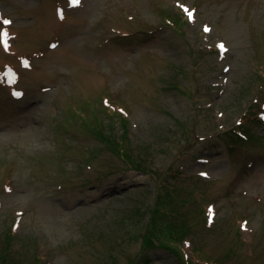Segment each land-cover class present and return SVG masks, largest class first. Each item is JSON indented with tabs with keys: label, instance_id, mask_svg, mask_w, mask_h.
<instances>
[{
	"label": "rangeland",
	"instance_id": "1",
	"mask_svg": "<svg viewBox=\"0 0 264 264\" xmlns=\"http://www.w3.org/2000/svg\"><path fill=\"white\" fill-rule=\"evenodd\" d=\"M3 31L8 262L207 264L190 248L143 249L164 184L153 171L177 188L166 196L186 211L189 247L264 264V0H0ZM100 126L118 139L126 129L142 163L128 164Z\"/></svg>",
	"mask_w": 264,
	"mask_h": 264
},
{
	"label": "trees",
	"instance_id": "2",
	"mask_svg": "<svg viewBox=\"0 0 264 264\" xmlns=\"http://www.w3.org/2000/svg\"><path fill=\"white\" fill-rule=\"evenodd\" d=\"M173 21L176 23V20H173ZM106 104L108 105V107L112 108V106L109 105L108 101ZM115 113H118L119 115H121L124 121L122 122L123 125H127V123L125 122L127 120V116L125 115V112L118 111L117 109H115ZM111 115H113L112 112H111ZM251 119L254 120L255 122H262V119H260L257 116H253L251 117ZM99 124L101 125V122H99L98 125ZM243 125H244L243 121H241L240 123H238L237 127H235V129L233 130L235 133H238L237 134L239 135L238 140L242 142H244L245 140H250L252 138L251 132L248 129V127L245 125L243 126ZM108 128L110 127L108 126ZM114 130L115 129H113V127L110 128V135H108L107 132L105 133V131H103L100 126L98 133L104 139V142H106L112 149L118 152V155L120 154L121 156L126 158V161L128 164L135 165L137 163L138 164L142 163L143 158L138 157L134 159L135 157H137L136 155H139V154L137 153L136 155L131 154L133 150L130 151L129 148L124 147V141L126 138V133H125L126 129L123 131V134L120 139H118L114 135ZM234 132L232 133L235 134ZM129 157H132V159H130ZM147 160L149 159H146V158L144 159V161H147ZM171 171L173 173L176 172L175 170H172V169ZM151 172L154 174V176L157 179H159L160 183H164V184H161V187L159 189L160 194L158 197V203H157L156 210L154 209V207L153 208L151 207L147 212V215H151V218H150L151 222L149 223L150 224L149 227L146 228V231L140 236L144 242L143 249L148 250L150 248H157V247L171 249L172 251L184 257V250L186 248H190L191 251H195V254L198 255L199 258H205L207 260L205 263L222 264V262L220 263V261L217 258L212 257L211 254L208 251L204 250L203 248L196 247L195 245H192L189 247V244H188L189 241L186 244V240L188 237L186 235L188 234V226L185 223L186 211L185 210L182 211L181 209L173 207L166 196L168 195V192L176 194L177 188L173 184H168L167 178L165 179L164 177H162L163 174L156 173L153 171ZM199 193H200L199 191H196L195 196H200V198H203L204 197V195H202L203 193H201L200 195H197ZM179 201L180 203H190L189 199H185L182 197L179 198ZM160 216H164V217L169 216V218L161 220ZM155 227H160V230H157ZM5 251L6 249H4V251H0V264H14V263L8 262L9 260L8 250L6 252ZM185 255H186V251H185ZM186 264H193V263L191 262V260L187 259Z\"/></svg>",
	"mask_w": 264,
	"mask_h": 264
},
{
	"label": "snow or ice",
	"instance_id": "3",
	"mask_svg": "<svg viewBox=\"0 0 264 264\" xmlns=\"http://www.w3.org/2000/svg\"><path fill=\"white\" fill-rule=\"evenodd\" d=\"M81 2V0H71L72 5H78ZM187 11V9H185ZM189 17H191L192 13L189 12ZM3 24H10L11 21L8 20H3L2 21ZM205 31H208V29L206 28ZM9 34L6 31L0 32V38H6ZM3 43L7 44V40L3 39ZM219 47L223 50L226 51L225 46L223 44H220Z\"/></svg>",
	"mask_w": 264,
	"mask_h": 264
}]
</instances>
